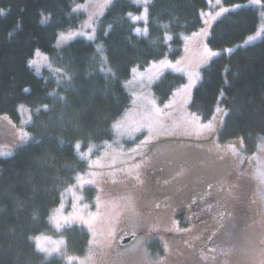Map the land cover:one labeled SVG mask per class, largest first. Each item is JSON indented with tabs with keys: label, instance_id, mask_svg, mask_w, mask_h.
Listing matches in <instances>:
<instances>
[{
	"label": "trees",
	"instance_id": "trees-1",
	"mask_svg": "<svg viewBox=\"0 0 264 264\" xmlns=\"http://www.w3.org/2000/svg\"><path fill=\"white\" fill-rule=\"evenodd\" d=\"M84 1L0 0V116L17 122L19 105L31 113L29 140L0 158V264H22L21 256L27 264H63L59 257L46 261L30 239L50 231L48 217L61 191L84 170L75 146L114 139L113 124L131 103L124 86L131 70L177 59L182 37L201 28L208 9L207 0H149L143 37L135 34L137 24L130 18L141 7L115 0L98 21L95 40L75 39L56 50L58 34L82 23L73 6ZM250 1L222 0L224 7H241L213 24L208 47L221 53L202 68L189 105L193 114L210 120L220 104L225 115L218 140L241 138L244 156L264 142V36L230 53L224 50L241 44L260 19L264 22V0L256 6ZM36 49L62 71L57 78L47 71L38 77L28 67ZM183 83L182 76L166 73L154 85V96L163 104ZM85 193L91 197L93 190ZM62 234L66 253L85 254L89 236L83 228ZM152 246V253H161Z\"/></svg>",
	"mask_w": 264,
	"mask_h": 264
},
{
	"label": "rangeland",
	"instance_id": "rangeland-1",
	"mask_svg": "<svg viewBox=\"0 0 264 264\" xmlns=\"http://www.w3.org/2000/svg\"><path fill=\"white\" fill-rule=\"evenodd\" d=\"M114 1L85 0L75 4L73 12L83 15L82 23L74 30L58 34L56 50L75 39L95 40L98 21ZM147 3L133 0L141 12L130 16L137 24L135 34L143 37L147 34ZM207 3L201 28L182 37L177 59L167 57L131 70L124 83L131 103L113 124L114 139L85 149L80 144L79 149L75 146L78 159L85 164L84 170L76 173L73 183L61 191L60 202L48 217L50 231L30 239L46 261L59 257L63 264H184L180 258L187 256V244L176 230L172 215L180 206L194 203L195 199L187 203L183 198H188L192 188L211 200L214 215L247 208L250 221L243 257L230 252L229 239L221 234L216 243L220 256L203 264H264V142L253 155L244 156L241 138L218 140L225 115L220 104L210 120H202L189 109L202 68L221 53L208 47L213 24L241 7H224L222 0ZM258 4V0L249 2ZM263 36L264 22L260 19L256 32L224 52L253 44ZM28 67L38 77H44L43 72L47 71L57 78L62 72L39 49L34 51ZM166 73L182 76L184 83L162 104L154 96L153 87ZM17 112V122L0 116V158L11 156L29 140L30 110L19 105ZM164 166L166 174L160 172ZM192 181L199 186H192ZM154 183L162 185L161 194L171 197L181 193V199L163 206L161 194L152 192ZM87 188L93 190L91 197L85 193ZM75 226L89 236L83 255L66 253L62 233ZM194 233L197 231L191 230L190 236ZM129 235L133 236L130 244L120 243ZM157 236L162 237L163 250L152 253L150 247L156 244ZM37 243L47 251L38 250Z\"/></svg>",
	"mask_w": 264,
	"mask_h": 264
},
{
	"label": "flooded vegetation",
	"instance_id": "flooded-vegetation-1",
	"mask_svg": "<svg viewBox=\"0 0 264 264\" xmlns=\"http://www.w3.org/2000/svg\"><path fill=\"white\" fill-rule=\"evenodd\" d=\"M166 166L160 169L162 174H166L164 170ZM192 186H199L198 182L192 181ZM152 192L155 194H161L163 187L159 183H154L152 186ZM162 205L172 204V200L181 199V193L174 195H163ZM187 203L194 200V203L190 205H182L178 208L177 212L172 215V220L175 223L176 230L181 232V236L187 244V256L181 257L180 260L184 264H203L211 262L215 256H220L221 253L216 248V243L219 235L223 234L228 237L231 244L230 252H234L238 257L244 256V246L250 234V221L248 219L247 208L234 209L228 214L223 216L214 215L210 210L209 198L205 195L199 194L197 191L190 188V195L186 199ZM195 230L193 236H190V231ZM225 233V234H224ZM157 250H163L162 237L157 236ZM130 244L133 240V236L129 235L127 239H121L120 243L128 241ZM236 251V252H235Z\"/></svg>",
	"mask_w": 264,
	"mask_h": 264
},
{
	"label": "snow or ice",
	"instance_id": "snow-or-ice-1",
	"mask_svg": "<svg viewBox=\"0 0 264 264\" xmlns=\"http://www.w3.org/2000/svg\"><path fill=\"white\" fill-rule=\"evenodd\" d=\"M145 3H147V0H145ZM133 19L135 20V19H137V18H136V17H133ZM137 31L139 32V30H137ZM109 71H110V70H109ZM66 78H67V77H66ZM61 99H63V98H61ZM24 138H25V139H28L27 135H25ZM77 149H79V144H77ZM37 248H38V250H40V251H44V252L47 251L46 249L42 248V247L40 246L39 243H37ZM48 255H51V253H48ZM18 259L22 261V264H27V258H26V257L21 256V257H19Z\"/></svg>",
	"mask_w": 264,
	"mask_h": 264
},
{
	"label": "water",
	"instance_id": "water-1",
	"mask_svg": "<svg viewBox=\"0 0 264 264\" xmlns=\"http://www.w3.org/2000/svg\"><path fill=\"white\" fill-rule=\"evenodd\" d=\"M128 242H129V240H128V241H124V243H128ZM124 243H123V244H124Z\"/></svg>",
	"mask_w": 264,
	"mask_h": 264
}]
</instances>
